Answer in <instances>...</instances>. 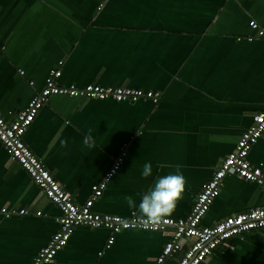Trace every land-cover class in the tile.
Instances as JSON below:
<instances>
[{"label":"crops","instance_id":"crops-1","mask_svg":"<svg viewBox=\"0 0 264 264\" xmlns=\"http://www.w3.org/2000/svg\"><path fill=\"white\" fill-rule=\"evenodd\" d=\"M250 20L264 26V0H0V112L12 119L54 69L60 85L159 92L157 102L53 95L24 140L80 204L125 149L94 209L126 218L134 210L125 196L138 200L155 177L179 168L182 198L164 217L185 218L264 106V36L246 39ZM249 158L264 164V133ZM260 206L264 189L228 174L202 224ZM4 207L28 213L8 216ZM60 214L0 141V264H30ZM169 238L81 225L49 264H152ZM202 264H264V228L228 239Z\"/></svg>","mask_w":264,"mask_h":264},{"label":"built area","instance_id":"built-area-1","mask_svg":"<svg viewBox=\"0 0 264 264\" xmlns=\"http://www.w3.org/2000/svg\"><path fill=\"white\" fill-rule=\"evenodd\" d=\"M250 27L255 31L246 39L254 40L264 36V26L256 20H250ZM241 39V37H239ZM21 73H24L21 71ZM61 69L51 70L45 85L30 99L27 106L19 110L12 119H6L0 112V141L10 157L16 160L41 188L46 196L60 210L57 218L59 229L43 246L30 264H49L69 242L75 229L81 225L93 228H104L116 234L125 229L139 228L150 231L169 232L170 238L164 244L162 252L154 258L152 264H202L220 244L249 230L264 228V206L249 209L244 212L227 216L215 224L203 225L202 219L220 193L222 181L228 174H235L241 179L252 181L264 189V164L253 163L250 158L252 146L264 133V106L253 116V122L242 133L235 148L222 160L212 178L202 185L193 204L191 213L185 218L163 217L158 222H145L135 211L129 218L121 215L100 213L94 209L95 202L103 195L108 182L120 169L126 156V150L116 158L105 177L92 186L89 198L83 203H77L73 194L65 189L61 182L46 167L24 140L26 130L35 120L40 109L53 95H66L80 98L116 100L152 99L157 102L161 94L154 90L126 86H102L87 84L83 87L75 84L60 85L58 78ZM34 85V82H30ZM6 215L27 214V208H2ZM37 211V215H41ZM170 230V231H168ZM114 235L108 244L114 242Z\"/></svg>","mask_w":264,"mask_h":264},{"label":"clouds","instance_id":"clouds-1","mask_svg":"<svg viewBox=\"0 0 264 264\" xmlns=\"http://www.w3.org/2000/svg\"><path fill=\"white\" fill-rule=\"evenodd\" d=\"M89 143V139L85 140ZM142 178L152 176V165L145 161L140 170ZM186 184V177L177 168L167 174L155 177L153 182L139 195L136 200L132 196H125V202L130 210L136 211L138 217L147 222H158L165 215L171 213L182 194Z\"/></svg>","mask_w":264,"mask_h":264},{"label":"trees","instance_id":"trees-1","mask_svg":"<svg viewBox=\"0 0 264 264\" xmlns=\"http://www.w3.org/2000/svg\"><path fill=\"white\" fill-rule=\"evenodd\" d=\"M223 244V243H222ZM216 249V248H215ZM213 253V252H212Z\"/></svg>","mask_w":264,"mask_h":264}]
</instances>
